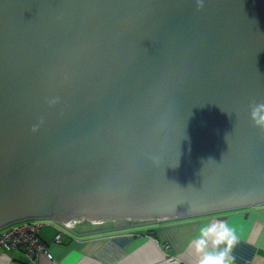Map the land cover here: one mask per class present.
<instances>
[{"label":"water","instance_id":"water-1","mask_svg":"<svg viewBox=\"0 0 264 264\" xmlns=\"http://www.w3.org/2000/svg\"><path fill=\"white\" fill-rule=\"evenodd\" d=\"M202 3L0 0V231L264 205V0Z\"/></svg>","mask_w":264,"mask_h":264},{"label":"crops","instance_id":"crops-1","mask_svg":"<svg viewBox=\"0 0 264 264\" xmlns=\"http://www.w3.org/2000/svg\"><path fill=\"white\" fill-rule=\"evenodd\" d=\"M220 221L228 222L237 236L229 252L230 264H264V205L145 224L164 223L155 236L136 234L135 228L143 224L134 221L44 220L40 237L53 259L29 260L22 249H0V264H197L193 242L202 227ZM207 251L218 250L209 244Z\"/></svg>","mask_w":264,"mask_h":264},{"label":"clouds","instance_id":"clouds-1","mask_svg":"<svg viewBox=\"0 0 264 264\" xmlns=\"http://www.w3.org/2000/svg\"><path fill=\"white\" fill-rule=\"evenodd\" d=\"M202 7V0H198V8ZM251 118L256 126L264 128V103L253 107ZM236 243L237 236L228 222L220 221L205 225L200 229V235L192 245L197 264H230L229 252ZM209 244L218 251H207Z\"/></svg>","mask_w":264,"mask_h":264},{"label":"built area","instance_id":"built-area-1","mask_svg":"<svg viewBox=\"0 0 264 264\" xmlns=\"http://www.w3.org/2000/svg\"><path fill=\"white\" fill-rule=\"evenodd\" d=\"M42 226L40 220H27L5 228L0 233V249H22L29 260L41 257L52 260V254L40 237ZM59 238L60 236L56 237L57 242Z\"/></svg>","mask_w":264,"mask_h":264},{"label":"rangeland","instance_id":"rangeland-1","mask_svg":"<svg viewBox=\"0 0 264 264\" xmlns=\"http://www.w3.org/2000/svg\"><path fill=\"white\" fill-rule=\"evenodd\" d=\"M241 210H244V209H240L238 211H241ZM232 212H237V210L235 211H228V212H224V213H219L221 215L223 214H229V213H232ZM219 214H211L209 216H217ZM208 216V215H207ZM200 217H203V216H200ZM223 217V216H222ZM198 218V217H196ZM187 219H191V218H187ZM81 220H85V219H81ZM44 221V220H41V222ZM121 221H125V220H121ZM134 224H136L137 222H133ZM164 223H160V224H151V225H142V226H139L137 228H135V231L134 232H141V231H144V230H149V229H157V228H161L160 226H162ZM4 230V229H3ZM1 230L0 233L3 231Z\"/></svg>","mask_w":264,"mask_h":264},{"label":"trees","instance_id":"trees-1","mask_svg":"<svg viewBox=\"0 0 264 264\" xmlns=\"http://www.w3.org/2000/svg\"><path fill=\"white\" fill-rule=\"evenodd\" d=\"M149 235H152V236H155L156 235V232H150L148 233Z\"/></svg>","mask_w":264,"mask_h":264}]
</instances>
